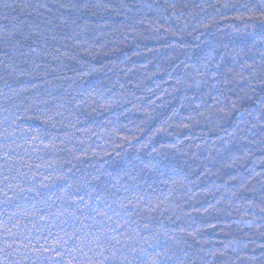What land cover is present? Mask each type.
I'll return each instance as SVG.
<instances>
[{
    "label": "trees",
    "instance_id": "16d2710c",
    "mask_svg": "<svg viewBox=\"0 0 264 264\" xmlns=\"http://www.w3.org/2000/svg\"><path fill=\"white\" fill-rule=\"evenodd\" d=\"M0 264H264V0H0Z\"/></svg>",
    "mask_w": 264,
    "mask_h": 264
},
{
    "label": "snow or ice",
    "instance_id": "6c2138e0",
    "mask_svg": "<svg viewBox=\"0 0 264 264\" xmlns=\"http://www.w3.org/2000/svg\"><path fill=\"white\" fill-rule=\"evenodd\" d=\"M147 165V164H146ZM168 259H171V257H168Z\"/></svg>",
    "mask_w": 264,
    "mask_h": 264
}]
</instances>
